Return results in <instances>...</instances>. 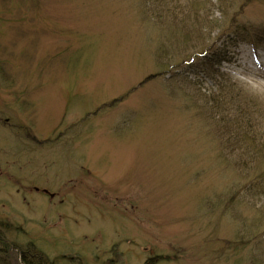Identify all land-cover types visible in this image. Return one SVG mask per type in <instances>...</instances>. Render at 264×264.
<instances>
[{
	"label": "rangeland",
	"instance_id": "1",
	"mask_svg": "<svg viewBox=\"0 0 264 264\" xmlns=\"http://www.w3.org/2000/svg\"><path fill=\"white\" fill-rule=\"evenodd\" d=\"M252 36L264 0H0L9 240L47 264H264V157L212 108L247 98L264 155Z\"/></svg>",
	"mask_w": 264,
	"mask_h": 264
},
{
	"label": "trees",
	"instance_id": "2",
	"mask_svg": "<svg viewBox=\"0 0 264 264\" xmlns=\"http://www.w3.org/2000/svg\"><path fill=\"white\" fill-rule=\"evenodd\" d=\"M250 43L254 47H261L264 45V38L262 36H252ZM215 104L216 105H214L212 108L216 111L218 109H223V111H226L228 105L230 106V112H232L230 117H233L234 119H231V124L229 123L228 126L224 125L223 128L224 130L228 129V132L233 140L235 138L241 139V141H238L237 139L236 142L232 143L230 146L232 148L238 147V151L240 150L242 152V155L239 156L240 159L242 158L245 163L250 166V164L253 163V159L255 157H264V155L261 153V140L257 144L255 140L257 136L251 132V129H253L252 123H255L256 121L254 114H252L250 111L249 100H247V98L245 99V97H234V95H231L229 104L228 102L224 101L221 102V105L219 102H215ZM219 120L220 122L224 123L225 116H223V118L221 117ZM254 130L256 131V129H253L252 131L254 132ZM241 142L246 145L244 150L241 149L242 147H240ZM260 159L258 162H260ZM11 227L12 225L9 223L0 222V264H16L17 260H15V257H17L18 254L21 256V260H23L24 264H47L48 259L45 258L41 252L36 250L34 245L28 244L25 249L19 247L16 242L9 240L7 232L11 230ZM16 231L19 232V229L16 228Z\"/></svg>",
	"mask_w": 264,
	"mask_h": 264
}]
</instances>
